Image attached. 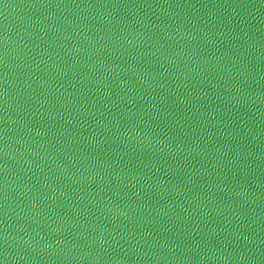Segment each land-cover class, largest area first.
<instances>
[{
  "label": "water",
  "instance_id": "1",
  "mask_svg": "<svg viewBox=\"0 0 264 264\" xmlns=\"http://www.w3.org/2000/svg\"><path fill=\"white\" fill-rule=\"evenodd\" d=\"M0 264H264V0H0Z\"/></svg>",
  "mask_w": 264,
  "mask_h": 264
}]
</instances>
